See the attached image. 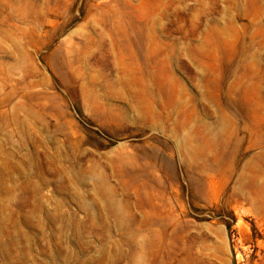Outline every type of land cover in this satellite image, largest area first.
<instances>
[{
    "label": "rangeland",
    "instance_id": "374dc122",
    "mask_svg": "<svg viewBox=\"0 0 264 264\" xmlns=\"http://www.w3.org/2000/svg\"><path fill=\"white\" fill-rule=\"evenodd\" d=\"M0 264H264V0H0Z\"/></svg>",
    "mask_w": 264,
    "mask_h": 264
}]
</instances>
